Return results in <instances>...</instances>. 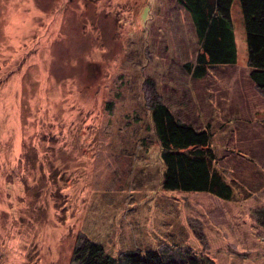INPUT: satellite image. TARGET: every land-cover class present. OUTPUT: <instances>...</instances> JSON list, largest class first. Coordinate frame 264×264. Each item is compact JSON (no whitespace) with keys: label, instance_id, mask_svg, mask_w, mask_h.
<instances>
[{"label":"rangeland","instance_id":"374dc122","mask_svg":"<svg viewBox=\"0 0 264 264\" xmlns=\"http://www.w3.org/2000/svg\"><path fill=\"white\" fill-rule=\"evenodd\" d=\"M232 17L237 62L196 78L177 0H0V264H78L86 238L264 264V91ZM157 98L211 131L232 200L164 189Z\"/></svg>","mask_w":264,"mask_h":264},{"label":"trees","instance_id":"16d2710c","mask_svg":"<svg viewBox=\"0 0 264 264\" xmlns=\"http://www.w3.org/2000/svg\"><path fill=\"white\" fill-rule=\"evenodd\" d=\"M191 15L199 41L194 62L185 64L196 78L210 68L237 62V42L232 17L235 0H177ZM248 44L250 79L264 91V0H239ZM151 117L165 165L163 187L167 191L204 192L232 200L234 185L218 167L213 134L182 120L169 104L151 102ZM78 264H214L210 258L177 252L169 256L154 248H136L114 255L104 245L86 238L74 252Z\"/></svg>","mask_w":264,"mask_h":264}]
</instances>
